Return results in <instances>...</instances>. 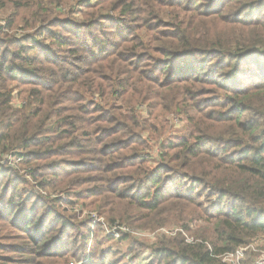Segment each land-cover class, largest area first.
<instances>
[{"label":"trees","instance_id":"trees-1","mask_svg":"<svg viewBox=\"0 0 264 264\" xmlns=\"http://www.w3.org/2000/svg\"><path fill=\"white\" fill-rule=\"evenodd\" d=\"M81 6L82 21L40 6L23 25L16 3L0 22V264H65L72 245L119 264L99 240L87 254L98 231L128 239L130 262L229 264L264 234V0ZM60 185L154 239L78 221L40 192Z\"/></svg>","mask_w":264,"mask_h":264},{"label":"rangeland","instance_id":"rangeland-1","mask_svg":"<svg viewBox=\"0 0 264 264\" xmlns=\"http://www.w3.org/2000/svg\"><path fill=\"white\" fill-rule=\"evenodd\" d=\"M83 0H8V4H7V8L5 10H0V22H3L4 18L3 16H9L11 13L12 15L14 14V12H16V7L15 4L16 3H21L25 6H28V8H23V9H18L20 11H18V13H22L23 15V19L21 21V23L24 25L26 19L29 20L30 17L35 13V8L36 7H46L49 8V10L52 11L51 16H49L50 18H70V19H76L78 21H82V17H83V11L85 10L84 6H81ZM40 5V6H39ZM50 11V12H51ZM46 12V11H45ZM20 13V14H21ZM26 18V19H25ZM19 30V34L21 33H29L32 32L33 29H29V30H24V29H18ZM21 99H17V103L21 102ZM143 117L146 116V112L143 113L142 115ZM181 129H183L181 127ZM182 131V130H181ZM184 132V130H183ZM6 161H8V163L12 162L16 165H18V170L22 173L24 171V169H29L30 167H26L25 165H22L21 163H18V159L16 160V157H12L9 160H5L4 162L6 163ZM90 174H94V173H90ZM90 174H85V176L90 175ZM73 178H75L73 176ZM73 178H70V180H73ZM60 184V178L57 179V181L54 180V183ZM62 188H66L65 192H60V191H54L52 188L51 189H46L44 188L42 191H40L42 194H47L50 193L51 197H58L61 198L62 202H61V211H63L62 209L65 210L66 214L68 215H72L75 216L76 219L79 221L85 220L87 217L91 219V221H93V225H92V229H97L99 226V224H101L103 226V228L105 230H107V226L108 225V220L104 217L99 215L91 206H83L82 202L83 201H79V203H76L78 201H76V195L75 192L81 190V187H77V185L74 186H70V187H65L60 185ZM72 199V202L69 203L68 200ZM90 200V199H89ZM88 202V200L86 201ZM88 204V203H87ZM89 205V204H88ZM103 220L104 223H101ZM98 221V223H97ZM166 228V227H165ZM169 228V227H167ZM97 232V230H96ZM146 232L148 235L145 237H152L151 239H154L156 232H151V231H144ZM99 234V235H97ZM96 234V236L91 237L90 240V244L88 245V249L86 250L87 254L92 250L93 244L96 242V240L101 241V245L100 248H96L95 250H97L98 252L101 251H105V255L108 256V260L109 259H113L115 257L118 258L119 260V264H145V262L151 257V250L147 249L144 250L143 253L140 255V257L136 260V262H130L129 258L127 257L126 254H129V256L132 255L131 251H128V246H129V240L128 239H108L105 236V232H99ZM143 237V238H145ZM98 238V239H97ZM147 240L149 242L148 245H151L153 243L154 240ZM253 245V249L251 248L250 251H248L247 253H245L244 258H249V260H251L252 257L255 256L256 253L259 254L260 251L264 250V234L259 236V238L255 239L252 242ZM77 246H73L71 247V250L69 251V259L65 264H68L70 261L72 260H77L79 261V259L77 257H72L73 254H75L77 252L76 256H80L82 251L78 252V250H76ZM109 252V253H108ZM250 253V254H249ZM252 254V255H251ZM83 261V259H82Z\"/></svg>","mask_w":264,"mask_h":264},{"label":"built area","instance_id":"built-area-1","mask_svg":"<svg viewBox=\"0 0 264 264\" xmlns=\"http://www.w3.org/2000/svg\"><path fill=\"white\" fill-rule=\"evenodd\" d=\"M101 223H104L103 220H101ZM98 223V221H97ZM107 226V232L110 233L111 235H113L115 238H120L121 235H123V233H130L136 237H140L143 238L145 236H147L148 234L144 231H140V230H134L126 225H121V224H114L113 226ZM166 232H168L167 229H162ZM175 233V231H174ZM253 249V245L252 243L245 245V246H240L236 251L234 252H228L226 254H223L222 256H220V258L224 261L227 262L229 264H241L244 255L247 251H250V249ZM68 264H83V261H77V260H72L70 261ZM252 264H264V250L260 251L259 254L256 253V257L254 259V261L252 262Z\"/></svg>","mask_w":264,"mask_h":264}]
</instances>
